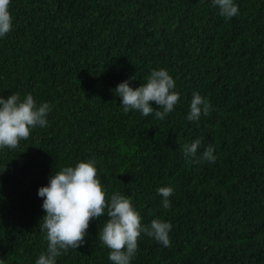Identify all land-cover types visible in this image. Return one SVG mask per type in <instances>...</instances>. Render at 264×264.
Returning a JSON list of instances; mask_svg holds the SVG:
<instances>
[{
  "label": "trees",
  "instance_id": "16d2710c",
  "mask_svg": "<svg viewBox=\"0 0 264 264\" xmlns=\"http://www.w3.org/2000/svg\"><path fill=\"white\" fill-rule=\"evenodd\" d=\"M0 264H264V0H0Z\"/></svg>",
  "mask_w": 264,
  "mask_h": 264
}]
</instances>
